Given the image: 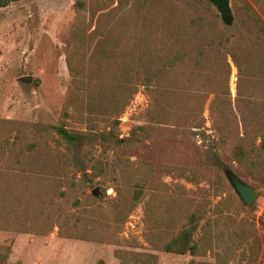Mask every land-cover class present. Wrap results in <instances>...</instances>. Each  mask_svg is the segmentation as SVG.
Segmentation results:
<instances>
[{
	"label": "rangeland",
	"instance_id": "374dc122",
	"mask_svg": "<svg viewBox=\"0 0 264 264\" xmlns=\"http://www.w3.org/2000/svg\"><path fill=\"white\" fill-rule=\"evenodd\" d=\"M231 3L232 26L209 0L0 7V264H98L96 244L131 248L124 264H264V166L233 158L247 132L263 140L264 73L250 60L264 52V0ZM58 124L86 135L71 145ZM228 172L259 193L252 207ZM192 212L200 254L163 251Z\"/></svg>",
	"mask_w": 264,
	"mask_h": 264
},
{
	"label": "trees",
	"instance_id": "16d2710c",
	"mask_svg": "<svg viewBox=\"0 0 264 264\" xmlns=\"http://www.w3.org/2000/svg\"><path fill=\"white\" fill-rule=\"evenodd\" d=\"M20 1L21 0H0V7H6L12 3H16V2H20ZM196 1L201 2L203 0H196ZM77 5L79 7H83L84 3L82 1H78ZM257 41H255L252 44L253 47L251 48V50L257 51L258 45L261 44ZM251 54H253V53H251ZM255 55L256 56L253 57L252 60H250V62L260 66V69H259L260 72L259 73L263 74L264 73V52L260 53V54H255ZM185 56H186V53L178 52L173 57H171L170 59L167 60L166 66L173 67L175 65L176 61H178L180 59L182 60ZM195 63H196V66L202 65V63L199 62V60L198 61L195 60ZM69 66H70L71 71H73V73L77 74V76L81 74V71H82L81 66L79 69L78 67H74L73 65H71L70 62H69ZM146 67H147V69L151 68L150 62H147ZM162 67L163 66L157 68L156 70H153L151 74H148L145 77V79H144L145 87L148 91H150V87L152 85L154 77H158L162 73V71H163ZM238 68L241 70L242 67H240V65L238 64ZM174 95L177 96L178 92H172L171 93V96H174ZM69 106L70 105H67L66 108H68ZM64 115L66 117L72 116L71 112H68V111H65ZM114 123L116 126H119L121 123V120L117 119V120H115ZM56 129H57L58 133L60 134V136L71 145L75 144L77 141H80L86 135L84 132L74 133V132L70 131L69 129H67L62 124H58L56 126ZM256 131H259V129H257ZM252 132H253V136L257 137L256 134H258V132H256V134H255L254 133L255 130H253L251 132L250 131L247 132L244 137L240 138L234 146L233 158L235 161H237L241 165H246L250 168L257 169L258 167L260 168V167L264 166V132L260 131V135L262 136L263 140L259 146H257L255 141H254L255 137L251 138ZM109 136L113 137L112 131L108 132L107 137H109ZM118 142L123 143V140L121 138H119ZM100 165H102V164L99 161L96 162L93 166V170H97V168H99L100 169L99 172H102L103 169H102V166H100ZM181 171H183V170L181 169ZM141 186H142L141 184H138V187L134 190V199L136 202L140 201L142 195L144 194V188ZM201 220H202V216L198 212H192L190 215L188 214L186 216V222L182 223L181 227L171 237V239L163 244V246H162L163 251H165L167 253H173V254H179V255H185L187 253H190L193 256L199 255L200 251H201V247H200L199 242L195 240V235L198 231V228L200 227L199 223ZM167 221H168V219H167ZM166 223L169 225H173L172 220H170L169 222H166ZM116 254L118 255V252ZM98 264H107V263L104 259H100L98 261ZM192 264H205V263L193 261Z\"/></svg>",
	"mask_w": 264,
	"mask_h": 264
},
{
	"label": "water",
	"instance_id": "95a60500",
	"mask_svg": "<svg viewBox=\"0 0 264 264\" xmlns=\"http://www.w3.org/2000/svg\"><path fill=\"white\" fill-rule=\"evenodd\" d=\"M220 13L222 21L227 26H232L234 23V12L232 8L231 0H209ZM23 80H28V78H23ZM227 177L234 187L235 191L243 201V203L252 207L259 198V193L255 191V188L251 185L246 184L240 177L233 174L232 172L227 173ZM94 194H98V190L94 191Z\"/></svg>",
	"mask_w": 264,
	"mask_h": 264
},
{
	"label": "crops",
	"instance_id": "0c3cea01",
	"mask_svg": "<svg viewBox=\"0 0 264 264\" xmlns=\"http://www.w3.org/2000/svg\"><path fill=\"white\" fill-rule=\"evenodd\" d=\"M116 246L118 248H116V247L113 248V250H111V252H109L105 248L106 247L105 245L104 246H100V245L96 244V246L94 247V249H95L96 252H98L100 254L99 260L100 259H104L107 264H123L124 263V260H125L124 257L121 256V254L120 255L119 254L117 255L116 253H117V251L118 252L119 251H122V252L123 251H128L131 248H127L126 246H120V245H117V244H116ZM115 249H118V250L115 251ZM119 253H121V252H119ZM131 253H135V252H131ZM138 255L142 256L144 254H138ZM133 259H137V256H135V258L133 256ZM62 264H68V263H65L64 262Z\"/></svg>",
	"mask_w": 264,
	"mask_h": 264
}]
</instances>
